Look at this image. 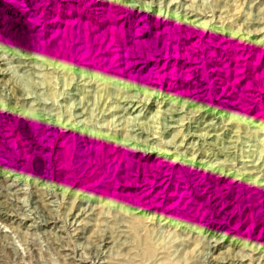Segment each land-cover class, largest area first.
Masks as SVG:
<instances>
[{"label": "rangeland", "instance_id": "1", "mask_svg": "<svg viewBox=\"0 0 264 264\" xmlns=\"http://www.w3.org/2000/svg\"><path fill=\"white\" fill-rule=\"evenodd\" d=\"M0 2V264H264V0Z\"/></svg>", "mask_w": 264, "mask_h": 264}, {"label": "bare ground", "instance_id": "2", "mask_svg": "<svg viewBox=\"0 0 264 264\" xmlns=\"http://www.w3.org/2000/svg\"><path fill=\"white\" fill-rule=\"evenodd\" d=\"M5 16L10 17L11 19H16L17 21H19L21 19V15L18 14V12H16L10 5H8L5 2H0V22H4L3 17H5ZM224 214H226V213H224ZM0 218H2L4 220L6 217L3 214H0ZM223 230H224V228H223V226H221L219 233H217V236H218L217 242L218 241L220 242V239L221 240L224 239V234H222Z\"/></svg>", "mask_w": 264, "mask_h": 264}]
</instances>
